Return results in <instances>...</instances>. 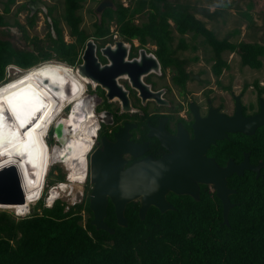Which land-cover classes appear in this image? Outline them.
I'll return each mask as SVG.
<instances>
[{
  "label": "trees",
  "instance_id": "obj_1",
  "mask_svg": "<svg viewBox=\"0 0 264 264\" xmlns=\"http://www.w3.org/2000/svg\"><path fill=\"white\" fill-rule=\"evenodd\" d=\"M15 1L6 0L0 12L1 28L9 27L4 15ZM28 1L21 6L27 10L25 26L19 22L15 26L31 48L19 49L0 38V85L8 82L10 66L27 70L48 61L70 66L79 62L78 46L82 47L86 39L79 29L81 17L77 12L85 0H64L63 20L70 36L75 37L73 43L63 40L58 22L50 18L51 10L47 9L45 16L51 23L46 47L27 33L36 18L29 13ZM113 3L100 12L93 38H111L115 33L125 42L137 40L141 49L150 43L156 46L154 53L162 67L183 68L186 61L176 58V52L190 48L183 38L190 34L192 40L201 37L211 49L212 67L218 76L228 69L222 58L226 51L237 53L243 67H262L263 45L218 39L184 5L168 0H135L127 7ZM141 15L146 20L135 24V17ZM112 23L115 29L111 32ZM173 32L180 36L176 48L171 45ZM185 80L186 76L176 82ZM252 150L264 158V128L255 134ZM229 187L236 192L230 196L233 206L227 225L223 223L221 202L214 195L204 194L198 202L183 199L175 204L176 209L165 213L150 207L144 220L138 216V202L130 203L125 210L126 227L117 225L109 203L105 223L112 234L90 224L88 197L73 205L56 199L50 207L40 197L36 208L24 216L0 211V264H264V168L258 177L251 172L234 177ZM84 214L87 218L83 223Z\"/></svg>",
  "mask_w": 264,
  "mask_h": 264
},
{
  "label": "water",
  "instance_id": "obj_2",
  "mask_svg": "<svg viewBox=\"0 0 264 264\" xmlns=\"http://www.w3.org/2000/svg\"><path fill=\"white\" fill-rule=\"evenodd\" d=\"M108 2L109 0H103L100 4L101 11L110 5V3L107 5ZM27 8L30 15H34L38 10L45 14L47 13V8L41 0L28 1ZM100 52L109 60L108 65L101 66L98 63L95 55V46L91 41H87L80 58L81 63L75 69L77 75L96 86L99 85L106 92V98L117 97L121 102V110L129 112L130 104L127 94L117 85L116 78L125 76L128 78L132 88L138 87L141 90V94L143 92L150 94L148 89L140 83V76L146 74L150 69L158 68V60L146 54L144 50H140L141 59L139 61L124 60L126 46L119 40L115 42L114 48L107 46L101 49ZM41 64L33 68H38ZM33 68L22 70L18 67L10 66L8 70L21 73L30 71ZM43 82L44 85H49L47 79H44ZM233 96L237 102L236 114L232 118H226L224 115L218 114V140L225 139L227 137L226 133L250 135L257 128L264 126V105L262 102L259 114L251 118H243L239 109V97L234 94ZM83 99L86 101L85 98ZM67 107L68 112H70L71 105H67ZM91 116L96 120L94 110H92ZM131 127V124L125 122L114 135V142H109L106 137H102L100 146L87 156V179L91 185V191L88 196V206L92 213L90 224L96 230H105L111 234L114 232L105 223L109 203L114 208L117 225L126 227L125 210L128 204L141 199L138 216L141 220H144L150 207H154L162 213L173 210V206L166 200V194L169 192L176 195H189L194 200H199V184L212 185L216 192V197L222 205L223 223L227 225V217L233 206L230 203L229 196L236 192L228 188L227 178L233 174L241 177L245 170L256 173V177H258L260 169L264 167V163L256 166L250 165L247 162V157H245L237 166L230 160L225 167L220 168L213 160L205 156L208 140L205 141L204 147L203 139L198 133H196L197 138L190 143L192 148H197L198 150L193 152V154L195 153L194 156H192L191 160L189 158L190 163L187 160V165L185 166L182 164L178 167L171 166V158L169 157L159 161L145 158L126 166V160L123 158L125 154H129L132 157H137L140 154L139 146L128 141V131ZM51 129V137L55 143L47 144V146L49 148L63 146L62 142L65 138L62 136V123L53 124L48 130L47 136ZM92 138L95 142V137ZM184 172L188 173L186 177L183 175ZM50 190L51 188L47 194H49ZM47 199L45 196V206L50 207L47 205ZM0 206L4 208L25 206V197L15 165L3 166L0 169Z\"/></svg>",
  "mask_w": 264,
  "mask_h": 264
},
{
  "label": "flooded vegetation",
  "instance_id": "obj_3",
  "mask_svg": "<svg viewBox=\"0 0 264 264\" xmlns=\"http://www.w3.org/2000/svg\"><path fill=\"white\" fill-rule=\"evenodd\" d=\"M118 40L123 41L119 38L117 40L112 38L102 40L93 38L94 42L92 43L95 46V55L101 66L109 64V60L101 54V49L107 46L114 48V44ZM87 41L81 47L79 62L74 66H69L74 71H76V66L81 63L80 58ZM102 42L103 44L99 46ZM127 43L130 47L126 48L124 60L139 61L141 59L140 50H144L146 54L156 58L154 53L156 49L149 50L146 45L141 49L139 42L135 43L134 40ZM156 60L158 59L156 58ZM158 63V68L150 69L146 74L140 76V83L148 89L150 94L145 92L141 94L140 88H132L127 77L120 76L116 78L117 85L127 94L130 104L129 112L121 110L119 99L115 97L112 99L106 98V92L99 85L93 86L92 82L81 80L85 89L81 94L82 99L85 98L86 101L83 99L84 103L90 110H94L96 124L98 125L92 151L100 146L102 137H106L109 142H114V135L127 122L132 125L128 131V141L139 146L140 154L137 157L125 154L123 158L126 160V166L145 158L159 161L166 157L171 158V166L178 167L181 164L185 166L187 165V160L190 163L189 158L191 160L195 154L193 152L198 150L190 145L191 141L197 138L196 133L203 139V145L208 140L205 156L213 160L220 168L225 167L230 160L237 166L245 157H247V162L252 166L264 163V158L261 159L260 155L255 154L254 150H252L255 134L264 126L257 128L250 135L226 133L227 137L225 139L218 140V114L224 115L226 118L234 117L237 111V102L234 99L232 89L220 83L218 80L219 76L214 72L212 65L207 73L193 74L186 67H162L159 61ZM184 75L186 76L184 83L176 82L178 78L183 79ZM122 81L132 88L135 99L141 105L140 108L132 106L131 93ZM191 82H194V86H191ZM219 87L220 90H218ZM249 87H251V97H248V99L244 98L248 89L245 85L240 88L237 94H234L239 97V109L243 118H251L259 114L261 102L264 105V79L260 81L253 80ZM99 91H102L103 96L100 95ZM223 93L229 96V101L222 95ZM263 168L260 169V172ZM246 172L251 171L245 170L243 176H245ZM187 174L184 172V177ZM254 174L256 176V173ZM234 177L238 176L233 174L227 178L228 188H230L229 182ZM198 187L199 200H194L189 195H176L171 192L166 194V200L173 206L174 210L176 209L175 204L183 199L189 198L198 202L204 194L216 197V192L212 185L199 184ZM136 202H138L140 207L141 199Z\"/></svg>",
  "mask_w": 264,
  "mask_h": 264
},
{
  "label": "rangeland",
  "instance_id": "obj_4",
  "mask_svg": "<svg viewBox=\"0 0 264 264\" xmlns=\"http://www.w3.org/2000/svg\"><path fill=\"white\" fill-rule=\"evenodd\" d=\"M41 1L44 3L47 9L51 10L50 18L55 19L58 22V26L62 30L63 40L66 43L75 42V37L70 36L69 28L63 20L64 0ZM134 1L135 0H113L115 4L120 3L125 7L131 5ZM168 1L173 5L181 4L186 6L188 11L196 15L197 18H200L202 21H204V23H206L207 25V28H210L219 39H228L230 42L235 44H238L239 42H250L259 43L264 46V0ZM5 2L6 0H0V12L3 9V4H5ZM25 2L26 0H16L15 4L10 8V12L5 15V19L8 22L9 27H0V38L12 42L19 49L31 48L29 42L23 39L19 29L15 26V22H19V24L25 26L27 10L21 8V6ZM102 2L103 0H85L82 3V7L77 12V14L81 17L79 29L82 31L86 41L88 40L94 42V25L98 24L100 21V4ZM109 3L112 6V0H109L107 5H109ZM35 14V24L33 28H27V33L30 38H38L39 40H41L42 45L46 47L49 45L47 34L50 30L49 25L51 22L48 18H46L45 13H43L41 10H38V12H36ZM145 20V15L137 16L134 19V23L141 24ZM114 29V24H110V31ZM172 37L173 40L171 45L173 48H176L180 36L173 32ZM118 38L121 39L119 36ZM183 38H185L190 48L186 51L178 50L176 52V58H178L179 60H185V67L188 70H191L193 74L209 72L210 66L214 63L213 53L211 49L207 45H204L202 43L201 37H198L196 40H192L191 35L187 34ZM134 42L137 43L136 40H134ZM102 44L103 42L99 46H101ZM78 47H80V52L81 46ZM146 48H148L149 50H155L156 46L148 43L146 44ZM222 58L228 64V69L222 70V73L220 74L218 79L220 83L231 88L234 94H237L240 88L245 85L246 87H248V89L244 98L248 99V97H251V87L249 86L251 85L253 80L260 81L264 79V57L261 58L262 67L259 70L243 67L240 63L239 56L235 53L223 52ZM20 74V72L8 70L7 81L16 78ZM122 83L131 93L132 106L134 108H140L141 105L135 99L132 88L126 82L122 81ZM190 84L191 86H194V82H191ZM218 90H220V87ZM99 93L101 96H103L102 91H99ZM222 95L229 101V96H227L226 93H223ZM64 108L61 112V116L63 117H65L68 112V107L66 108L65 106ZM51 130L49 132V135H45L44 137V140L46 138L48 145L55 143V141L51 137ZM49 150H51V148H49ZM47 170L48 173L46 175ZM46 172L44 175V186L40 194L42 200L45 199V196H48L46 194L48 193L50 188L56 186L52 188L56 189L58 182H66V177L68 176L67 170L65 169L63 164L58 162L54 165L53 163H49L47 165ZM90 191L91 185L88 179H86L83 185H74L71 193L65 190L60 192L58 199L65 201L69 205H73L75 203H80L82 200L86 199L89 196ZM36 204H38L37 200L33 203H30L29 213L33 211L32 208ZM2 210L10 213L12 212L16 216H19L11 208H0V211ZM86 218L87 214H84L83 223L85 222Z\"/></svg>",
  "mask_w": 264,
  "mask_h": 264
},
{
  "label": "bare ground",
  "instance_id": "obj_5",
  "mask_svg": "<svg viewBox=\"0 0 264 264\" xmlns=\"http://www.w3.org/2000/svg\"><path fill=\"white\" fill-rule=\"evenodd\" d=\"M44 79L49 85L43 84ZM81 80L72 67L48 61L0 85V109L4 117V127L0 129V169L15 165L17 170L25 206L8 208L18 215L29 213L30 203L39 200L49 163L62 162L69 183L58 182L56 189L51 188L46 196L48 206L59 198L60 192L65 190L71 193L74 185H83L87 179V156L93 149L92 137L96 136L98 125L91 116L92 110L82 99L81 94L85 89ZM84 81L88 82L86 79ZM13 85L16 87H11ZM32 97L39 100V111L21 128L12 114V105ZM68 104L72 107L71 111L63 117L62 109ZM53 122L62 123V136L65 139L63 146H53L49 150L44 137Z\"/></svg>",
  "mask_w": 264,
  "mask_h": 264
},
{
  "label": "snow or ice",
  "instance_id": "obj_6",
  "mask_svg": "<svg viewBox=\"0 0 264 264\" xmlns=\"http://www.w3.org/2000/svg\"><path fill=\"white\" fill-rule=\"evenodd\" d=\"M11 87L15 88L16 86L13 85ZM11 111L16 120L19 122V126L23 128L25 124L30 121L32 116H34L35 112L39 111V100L35 97H32L27 101H19L12 105ZM3 120L4 117L2 114V109H0V129L4 127Z\"/></svg>",
  "mask_w": 264,
  "mask_h": 264
},
{
  "label": "crops",
  "instance_id": "obj_7",
  "mask_svg": "<svg viewBox=\"0 0 264 264\" xmlns=\"http://www.w3.org/2000/svg\"><path fill=\"white\" fill-rule=\"evenodd\" d=\"M6 3V2H5ZM5 4H3V8H4ZM3 10V9H2ZM2 12V11H1ZM7 15V14H6ZM194 15V14H193ZM196 17V15H194ZM4 18H5V15H4ZM197 18V17H196ZM198 20H200L202 23H204V21H202L200 18H197ZM6 20V19H5ZM170 24L173 26V24L170 22ZM205 27L207 28V25L206 23H204ZM209 30H211L210 28H207ZM212 31V30H211ZM213 32V31H212ZM176 33V32H175ZM214 33V32H213ZM177 34V33H176ZM215 34V33H214ZM178 35V34H177ZM216 36V35H215ZM217 37V36H216ZM219 39V38H218ZM221 40V39H220ZM228 40V39H227ZM229 41V40H228ZM230 42V41H229ZM232 43V42H231ZM240 43V42H239ZM243 43H250V42H243ZM235 44V43H234ZM227 52V51H226ZM230 53V52H229ZM223 54V53H222ZM237 54V53H235ZM238 55V54H237ZM264 57V56H263ZM261 57V58H263ZM240 58V57H239ZM262 61V60H261ZM213 65V64H212ZM249 68V67H248Z\"/></svg>",
  "mask_w": 264,
  "mask_h": 264
},
{
  "label": "built area",
  "instance_id": "obj_8",
  "mask_svg": "<svg viewBox=\"0 0 264 264\" xmlns=\"http://www.w3.org/2000/svg\"><path fill=\"white\" fill-rule=\"evenodd\" d=\"M112 31H113V30H112ZM112 31H111V32H112ZM111 38H112L113 40H117V39H118V36H117V34L114 33L113 36H112ZM122 42L124 43V45L128 46L127 48L130 47V45H129L127 42H124V41H122ZM149 55H150V54H149ZM154 58H155V57H154ZM47 198H48V197H47ZM57 199H58V198H57ZM55 200H56V199H55ZM55 200H54V201H55ZM53 203H54V202H53ZM53 203H52V204H53Z\"/></svg>",
  "mask_w": 264,
  "mask_h": 264
}]
</instances>
